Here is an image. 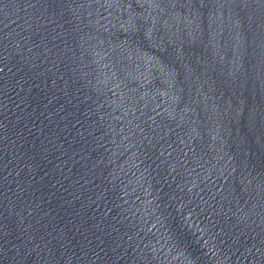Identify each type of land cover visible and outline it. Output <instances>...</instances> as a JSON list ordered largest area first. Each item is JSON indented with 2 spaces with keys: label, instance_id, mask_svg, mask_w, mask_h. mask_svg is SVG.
<instances>
[{
  "label": "water",
  "instance_id": "water-1",
  "mask_svg": "<svg viewBox=\"0 0 264 264\" xmlns=\"http://www.w3.org/2000/svg\"><path fill=\"white\" fill-rule=\"evenodd\" d=\"M0 264H264V0H0Z\"/></svg>",
  "mask_w": 264,
  "mask_h": 264
}]
</instances>
